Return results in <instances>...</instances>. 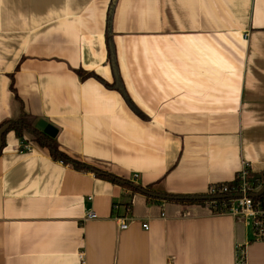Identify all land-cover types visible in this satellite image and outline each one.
Masks as SVG:
<instances>
[{"label": "crops", "instance_id": "1", "mask_svg": "<svg viewBox=\"0 0 264 264\" xmlns=\"http://www.w3.org/2000/svg\"><path fill=\"white\" fill-rule=\"evenodd\" d=\"M15 94L63 153L155 192L264 175V0H0V123ZM23 141L9 130L0 152V264H236L238 246L264 264L231 214Z\"/></svg>", "mask_w": 264, "mask_h": 264}, {"label": "trees", "instance_id": "2", "mask_svg": "<svg viewBox=\"0 0 264 264\" xmlns=\"http://www.w3.org/2000/svg\"><path fill=\"white\" fill-rule=\"evenodd\" d=\"M107 46H108V61L110 63V65L113 67L114 69V73L117 74L118 71L116 69V59H115V54H114V49L112 47L111 41L108 40L107 42ZM78 73L81 75V77H85L88 76L89 74H83L81 71H78ZM111 87H115L116 89L123 91V87L120 84L119 79L116 80V82L113 85H110ZM11 88L14 91V87H13V83L11 84ZM15 100L17 101V103L20 106V112L18 114L17 117L10 119V120H6L2 123H0V128L4 125V124H9V128L6 130H12L14 131L15 135L18 137V139L21 142H24V135L27 134L29 135L30 139L32 141H34L36 144H38L39 146L42 147H46L50 153V156L54 159L57 160H61L64 163H70L74 168L76 169H90L92 171L95 172L96 175L100 176V177H105L115 183H118L132 191L135 192H140L142 193V190L147 191V192H152V193H158V194H163L166 196H187V195H175V194H168V193H160V192H155L153 191L149 186H140V185H136L133 182H131L128 179H121V178H117L115 176H112L108 173H104V172H100L98 170L93 169L92 167L81 163L77 160L72 159L71 157H69L67 154L63 153L58 146V143L55 139V136H50L48 134H46L45 132H43L42 130H39L36 126H35V118L31 115H29L28 113H26L23 110V106L22 103L20 101V99L17 97V95L15 94ZM6 132H4L3 136H2V148L4 147L5 144V134ZM1 148V149H2ZM1 152V150H0ZM263 175H254L251 174L249 175V178H253V179H261ZM234 182H236V178H234L233 181L231 182H226V184L231 185L234 184ZM146 195V194H144ZM204 195H207V193H205ZM148 196V195H146ZM150 197V196H148ZM153 198V197H152ZM255 201H264V196L262 197H258V198H254ZM167 201H176V200H167ZM176 202H181V203H200V204H207L210 206V208L213 210V212L216 213H221L223 211L226 210V207L222 208V203L223 201H217L215 203H212L210 201H187V200H177ZM227 202V201H224ZM128 207L129 204L126 205V210L128 211Z\"/></svg>", "mask_w": 264, "mask_h": 264}, {"label": "built area", "instance_id": "3", "mask_svg": "<svg viewBox=\"0 0 264 264\" xmlns=\"http://www.w3.org/2000/svg\"><path fill=\"white\" fill-rule=\"evenodd\" d=\"M249 164L243 163L240 171L238 172L236 182L228 185L226 183L211 184L207 188V196L220 197L231 195L233 197L227 199H213L210 202L223 201L222 208L226 210L221 213H229L234 218L244 221L251 229L253 239L264 240V201H255L250 194L256 193L264 186V175L261 179L249 178L250 171ZM136 177V176H135ZM235 194H241L240 197H234ZM264 196V195H263ZM262 197V196H260ZM227 201V202H224ZM117 208V205H114ZM130 209V207H128ZM128 209V210H129ZM96 214L92 210H88L85 219L95 218ZM128 224L124 219H120L119 227L126 229ZM144 229H148V224H142ZM80 258L82 255L80 254ZM245 250L242 246L236 249V264H245Z\"/></svg>", "mask_w": 264, "mask_h": 264}, {"label": "water", "instance_id": "4", "mask_svg": "<svg viewBox=\"0 0 264 264\" xmlns=\"http://www.w3.org/2000/svg\"><path fill=\"white\" fill-rule=\"evenodd\" d=\"M36 127L39 130H42L43 132H45L46 134L50 135V136H55L56 134V129H54L51 125L47 124L45 121L43 120H39L36 124ZM9 128V124H4L1 128H0V150L2 148V136L4 134V132H6V130ZM143 194H146L150 197L153 198H157V199H161V200H187V201H210L213 199H227V198H231L233 196L228 195V196H220V197H210L207 195H189V196H166L163 194H158V193H152V192H147L142 190ZM264 195V186L262 188H260L256 193L250 194L251 197L253 198H258L260 196ZM241 194H235L234 197H240Z\"/></svg>", "mask_w": 264, "mask_h": 264}]
</instances>
